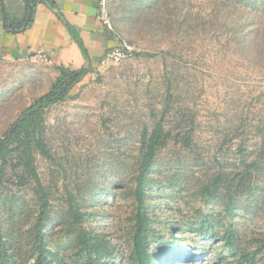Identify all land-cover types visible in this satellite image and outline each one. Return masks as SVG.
I'll list each match as a JSON object with an SVG mask.
<instances>
[{
    "label": "rangeland",
    "instance_id": "1",
    "mask_svg": "<svg viewBox=\"0 0 264 264\" xmlns=\"http://www.w3.org/2000/svg\"><path fill=\"white\" fill-rule=\"evenodd\" d=\"M113 1V32L134 46L132 54L116 65H102L101 59L75 86L74 97L47 108L44 137L57 161L38 151L35 156L50 191L47 247L69 259L79 231L93 227L116 245L117 257L111 263L128 264L134 226L129 191L145 127L151 128L163 113L171 126L180 112L193 115L198 155L213 167L219 149L218 158L227 170L236 167L239 144L258 147L264 138V0ZM7 4L12 13L19 1ZM228 7L234 17L243 15L250 24L238 29L237 21L225 16ZM56 66L40 56L0 53V135L49 90L58 75ZM178 149L187 167L176 173L174 163L168 162L177 159ZM209 167H201L194 151L174 141L159 154L154 176L162 189L152 202L160 218L154 225L167 241L172 236L169 223H178L184 245L194 252L175 264H220L215 254L226 251L222 240L210 234V227L194 230L202 214L215 231L232 223L241 246L257 252L258 264H264V174L255 178L259 188L241 198L230 218L221 204L201 199L199 188ZM6 173L0 185V242L5 246L0 254L7 251L21 264L32 263L39 201L31 185L19 184L11 167ZM115 184L117 189L109 194L91 196ZM69 187L79 197L82 212H98L91 220L75 219ZM156 245L151 246L155 253Z\"/></svg>",
    "mask_w": 264,
    "mask_h": 264
},
{
    "label": "trees",
    "instance_id": "2",
    "mask_svg": "<svg viewBox=\"0 0 264 264\" xmlns=\"http://www.w3.org/2000/svg\"><path fill=\"white\" fill-rule=\"evenodd\" d=\"M25 13L23 17L15 19L8 11L6 1L0 0V17L2 26L6 31L20 30L32 6L35 10L40 2L49 3L52 0H23ZM249 2V0H247ZM149 3L151 1H148ZM51 5L52 2H50ZM231 6V5H228ZM225 16L237 21L236 27L239 29L246 24H250V19L243 15L234 17V9L225 11ZM6 16V23L2 19V14ZM33 20V15L29 22ZM73 32V29H71ZM84 56L89 59L87 48L82 39L74 33ZM240 35H238L239 37ZM121 38V37H120ZM58 75L52 82L49 90L38 97L32 104L24 108L16 120L9 128L0 135V185L2 179L11 167L22 186L31 185L37 195L40 209L35 222V237L37 241L36 255L32 263L27 264H112V260L117 257L116 245L107 238L104 232L97 231L93 227L84 226L78 234V246L67 259L58 250H51L47 247L46 226L51 207L50 191L44 184L36 163L35 152L55 162L56 157L50 150L44 137L46 128L45 113L48 107L61 101H65L75 96L74 88L89 73L94 72L91 65L75 68L70 65L59 64L56 66ZM157 120L151 128L145 127L141 133V146L139 150L140 160L136 162V172L132 190L129 196L133 203L132 217L134 220L133 231L130 238V253L128 264H175L180 258H186L193 254L191 248L184 245V232L178 223L172 221L168 227L172 236L170 240L164 239V234L157 231L154 220L160 218L153 205L154 194L162 189L161 181L154 176L159 154L171 141L179 144L183 149L194 151L198 164L209 167V161L200 157L197 153L195 139V117L186 112L175 115L174 126L165 121L166 113ZM224 142H222L223 144ZM222 144L220 149H222ZM258 147L246 148L244 144L238 145L239 158L235 169L227 170L224 162L218 158V150L213 155V167H209L211 172L207 175L206 181L200 186L199 194L205 204H221L226 215L230 218L235 216L239 201L243 196L253 195L259 188L256 177L264 174V138L258 143ZM179 150L177 159L169 161L174 163L175 172L185 170L182 156V149ZM251 150V151H250ZM247 157L250 158L247 160ZM17 170V171H16ZM113 189H117L116 184L111 187H103L99 191H94L91 196H105ZM69 194L70 204L74 217L78 221L88 220L97 215L98 212H82L79 197L66 189ZM2 192L0 188V193ZM81 199L86 200L83 196ZM80 199V200H81ZM104 198L96 199L94 202L102 201ZM94 204V203H93ZM200 225L195 231L204 232L210 229V234H214L217 239L222 240V246L226 251L215 254L216 261L220 264H258L257 252L249 251L241 246L232 223L220 231H215L209 221V217L202 214ZM178 228V229H177ZM191 228V227H190ZM177 229V233L174 230ZM157 244V253L151 249L153 244ZM261 248L264 249V239ZM0 248L5 250L3 241ZM0 264H21L14 254L7 251L0 254Z\"/></svg>",
    "mask_w": 264,
    "mask_h": 264
},
{
    "label": "crops",
    "instance_id": "3",
    "mask_svg": "<svg viewBox=\"0 0 264 264\" xmlns=\"http://www.w3.org/2000/svg\"><path fill=\"white\" fill-rule=\"evenodd\" d=\"M5 1L8 8L7 0ZM18 1L15 11L11 13L8 10L15 19L23 17L25 13L24 1ZM50 2H40L36 6L32 12L33 20L28 21L23 30L6 31L0 17L1 54L13 58H27L44 53L55 65L80 68L89 64L95 68L102 57L118 44L116 34L99 18L100 0ZM113 4L112 0L110 8ZM74 33L82 39L89 59L84 56Z\"/></svg>",
    "mask_w": 264,
    "mask_h": 264
},
{
    "label": "built area",
    "instance_id": "4",
    "mask_svg": "<svg viewBox=\"0 0 264 264\" xmlns=\"http://www.w3.org/2000/svg\"><path fill=\"white\" fill-rule=\"evenodd\" d=\"M111 2L112 0H100L99 18L108 29L113 30L112 17L110 13ZM133 50L134 46L130 42L118 39V44L103 56L101 64H120L124 59L132 54ZM37 56L48 60L44 53H38Z\"/></svg>",
    "mask_w": 264,
    "mask_h": 264
},
{
    "label": "water",
    "instance_id": "5",
    "mask_svg": "<svg viewBox=\"0 0 264 264\" xmlns=\"http://www.w3.org/2000/svg\"><path fill=\"white\" fill-rule=\"evenodd\" d=\"M32 12H33V8H32V6H31V7L29 8V13H28V17H27L26 23H25L24 27H23L22 29H20V30H23V29L26 27L28 21L30 20V18H31V16H32ZM2 19H3L4 23L7 22V21H6V16H5L4 13L2 14Z\"/></svg>",
    "mask_w": 264,
    "mask_h": 264
}]
</instances>
